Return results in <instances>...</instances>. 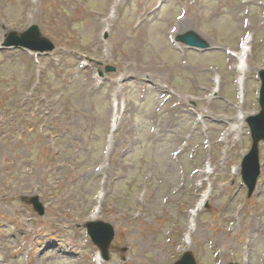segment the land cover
<instances>
[{"label": "rangeland", "instance_id": "obj_1", "mask_svg": "<svg viewBox=\"0 0 264 264\" xmlns=\"http://www.w3.org/2000/svg\"><path fill=\"white\" fill-rule=\"evenodd\" d=\"M31 24L56 48H0V264H99L85 226L97 205L115 227L102 264L186 249L198 264H264V141L249 197L238 120L259 110L264 0H0V47ZM187 30L210 47L174 40ZM248 36L244 105L229 51Z\"/></svg>", "mask_w": 264, "mask_h": 264}, {"label": "water", "instance_id": "obj_2", "mask_svg": "<svg viewBox=\"0 0 264 264\" xmlns=\"http://www.w3.org/2000/svg\"><path fill=\"white\" fill-rule=\"evenodd\" d=\"M179 41H184L187 44L199 47H207L209 43L199 36L195 31H188L184 34L176 36ZM4 45H22L32 50H53L55 44L47 37L42 36L39 26L32 25L24 32L18 33L12 31L7 35ZM108 70H115L114 67H107ZM262 78L261 89V106L262 110L259 114L250 116L248 122L250 123L253 137V145L250 152L243 160V178L249 186L250 193L254 190L257 178L260 174L259 163V142L264 139V70L260 72ZM32 202L34 207L43 213L44 208L39 201L38 196L33 197ZM88 230L93 240L101 247L105 258H108V246L114 237V228L110 223L106 222H89ZM174 264H197L191 252L187 251L182 258ZM235 264V263H230Z\"/></svg>", "mask_w": 264, "mask_h": 264}, {"label": "bare ground", "instance_id": "obj_3", "mask_svg": "<svg viewBox=\"0 0 264 264\" xmlns=\"http://www.w3.org/2000/svg\"><path fill=\"white\" fill-rule=\"evenodd\" d=\"M249 45H250V39L247 38L244 40V42L242 43L241 45V48L240 50L236 53V56L238 58V65L236 66V69L239 71V74H238V77H237V85H238V88H240L241 92V97H243V94H244V91H245V80L246 79H243L245 78V75H246V62H247V57H248V54H249ZM245 101H244V105H245ZM116 119L118 118L117 115L115 116ZM239 119L240 120H244L245 119V115L244 114H240L239 115ZM199 123L197 122V127H198ZM209 197L208 195V192L206 191L203 195H202V198L201 200L199 201L198 205L199 204H202V202L204 200H206L207 198ZM195 207L193 209H191V213L192 215H196L198 210L200 209V207ZM98 211H99V208L97 209L96 213L93 215V218H97L98 217ZM193 236V234H192ZM187 243H189L188 241H186ZM97 261L100 263V262H103L102 258L100 255L97 256Z\"/></svg>", "mask_w": 264, "mask_h": 264}]
</instances>
